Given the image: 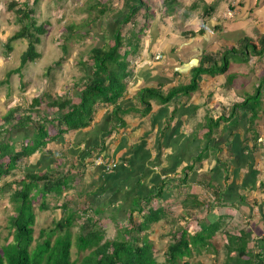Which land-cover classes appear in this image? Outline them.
I'll use <instances>...</instances> for the list:
<instances>
[{
    "label": "crops",
    "instance_id": "0c3cea01",
    "mask_svg": "<svg viewBox=\"0 0 264 264\" xmlns=\"http://www.w3.org/2000/svg\"><path fill=\"white\" fill-rule=\"evenodd\" d=\"M143 1L147 6L142 12L150 21L142 22L140 30L146 34L138 36L137 48L126 45L128 68L119 97L98 100L79 128L59 133L55 125L46 148L32 155V169L46 171L52 179L68 178L56 200L78 201L96 219L103 216L104 227L114 224V237L127 235L132 222L139 221V209L176 201L186 206L180 201L197 195L205 206L199 209L201 218L222 221L215 239L221 237L225 246L229 233L245 229L247 247L258 255L255 264H264V59L241 49L246 39L257 42L264 35V0ZM121 12H116L122 18L113 19V27L106 13L96 25L74 30L89 34L68 39L63 51L95 43L86 52L88 59L74 60L79 74L70 72L65 89L54 98L78 103L85 82H105L103 74H94L89 53L110 39L125 16ZM224 49L231 51L224 71L201 74L195 87L175 91L190 83L203 55L215 57L205 67H219ZM145 90L155 94L146 113L140 100ZM254 95L252 106L260 116L254 131L261 135L257 141L262 148L252 151V142L245 141L251 107L245 100ZM235 104L239 106L232 112ZM20 132H15L17 140Z\"/></svg>",
    "mask_w": 264,
    "mask_h": 264
},
{
    "label": "trees",
    "instance_id": "16d2710c",
    "mask_svg": "<svg viewBox=\"0 0 264 264\" xmlns=\"http://www.w3.org/2000/svg\"><path fill=\"white\" fill-rule=\"evenodd\" d=\"M36 1L31 0V5ZM117 1L121 4L120 8L125 11V16L115 28L110 38L112 42L107 41L102 47H94L89 53L95 67L94 74H103L106 79L105 82H97L92 79L85 82L82 94L78 96V103H72L71 99L65 96H57V98L47 100L44 106L52 110L55 109V115L51 118H48L47 114H45V117L39 116L43 106L40 102L42 97L37 96L31 98V107H29L25 115H22L18 119L16 125L10 123L14 117L15 109L8 110L7 116L4 117L6 126H1L0 128V178L8 175L14 176V178L4 181L0 185V193L9 192V199L13 209V213L8 218L9 234L6 236V243L0 253V264H179L178 260L190 255L191 248L206 247L212 244L210 243L212 237L205 236V229H210L214 235L218 228L217 222L222 224L221 220L201 218V220H198L199 222H196L199 229L193 233L176 227L171 231L172 237L162 254L164 256L162 261L157 260L158 256L154 254L152 241L145 234L141 235V239L137 237L140 232H146L152 223L164 219L167 212L166 209L160 206L155 208L148 207L143 212H139L141 210L139 209L137 213L140 216L139 221L132 222L133 228H128L125 231V233L129 234L128 238H124L123 235L125 234H122L112 239L101 241L103 237L101 231L103 228L85 229L86 224H93L94 220H91V217L87 218V221L91 220L90 223H82L79 233L74 238L71 237V226L80 213L87 211L86 208L72 211L67 201H63L60 204L54 203L53 207H60L63 214L54 219L49 228H41L36 238L33 236V226L36 221L33 204L38 201L39 208L48 209L46 201L54 200H52V197L47 196L49 194L56 195V197L61 196L64 186L67 185L65 181L68 178H49L46 171H34L32 163H27L23 159L27 160L34 152L43 150L42 148L47 144L48 139H44L43 137L44 135H48L46 122L52 121L51 124L53 125V122L56 121L55 125L59 133H63L71 128H79L83 123V119L90 116L89 114L92 113L94 105L98 100L105 98L104 100L114 99L116 101L123 90V84L120 80L128 68L126 55L129 51H121V48L124 45H128L130 49H136L139 38L138 34L134 32L125 35L122 32V28L125 24L133 23L140 15L146 17L147 13L144 14L142 10L147 5L143 0ZM166 1L164 0L163 3ZM29 2L30 0H24L21 3L11 0L7 7L15 12V22L19 26L13 35L2 45L9 52L12 50V41L23 38L28 39L27 47L20 55V64L17 68L13 69L15 72H19L21 65H24L27 60H34L39 56L35 45L40 41L39 34L45 33L44 25H37V19L32 14L34 8L31 7ZM111 4L110 0H92L86 2L79 10L86 13L87 16H85L81 24H67L64 29V38L68 40L72 38L71 36L78 35L77 31H74L75 28L80 30L84 26L94 24L101 16L109 12V9L112 7ZM207 10L204 9L205 15L208 13ZM126 32L128 33L129 30ZM86 33L89 34V30L84 31L82 34L80 33V35L85 36L83 34ZM257 39V42L249 38L246 39L241 45L242 53L244 54L248 50L254 55L262 56L264 59V35H260ZM229 52H231L229 49H224L218 55V58L222 60V64L219 67L216 64L205 67L209 62H214L215 57L203 55L200 64L192 69V80L190 83L176 88L175 91H187L189 88L195 87L197 77L201 74L207 72L213 74L214 70L219 72L224 71L228 65ZM154 95V92L151 90H145L141 93L140 100L144 104V113L149 111L148 99L154 97ZM256 96H248L245 100V104L250 103L251 105V107L249 105L248 111L250 125L245 131V141L252 142V151L262 148L261 142L257 141L261 135L254 131L255 125L258 123L256 120L260 118L257 115V109L252 106V102ZM34 105H39L40 107L33 109L32 106ZM238 106L239 104L233 105L232 112H235ZM68 107L70 108L67 110ZM33 112L37 114L36 118L33 117ZM30 123L32 126L29 125ZM15 127H18V131L31 127L32 130H30L29 135L32 133V137L21 135L20 140L16 141L14 139L16 135L12 134ZM22 130L20 134H23ZM3 133L7 135L5 136ZM39 135H41V138H39ZM26 138L28 141L23 142ZM18 170H23L22 174H19ZM196 197H191L189 194L187 201L180 202H185L187 204L186 208L205 209V206L201 207L204 205V202L200 203L196 201ZM203 222L205 225L202 224ZM239 233L238 235L229 233L227 235L228 238L225 237V239H229L231 242L227 241L228 243L225 245L226 249L224 248L221 251V253L229 255L228 259H224L223 264H241L242 260L246 264H255V256L258 255H254L253 253L252 261L244 259L243 256L245 254L244 249L248 244V241L245 244L246 241L244 240L248 239V233L245 229L240 230ZM138 240L140 244H136ZM32 241H35V243L31 246ZM73 245L76 247V252L89 249L88 253L78 263H75L76 259H71V248ZM214 250V252H218L217 249Z\"/></svg>",
    "mask_w": 264,
    "mask_h": 264
},
{
    "label": "rangeland",
    "instance_id": "374dc122",
    "mask_svg": "<svg viewBox=\"0 0 264 264\" xmlns=\"http://www.w3.org/2000/svg\"><path fill=\"white\" fill-rule=\"evenodd\" d=\"M10 1L11 0H0V128L1 126H6L4 117L7 116L8 110L10 109H15L14 117L11 119L10 123H14L16 125L18 123V119L22 115H25L26 111H28L29 107H31V98L36 96L42 97V100L40 102L43 108L41 109L39 116L45 117V114H47L48 118L54 116L55 114L52 112V109L45 107L44 105L47 103V100L54 98L55 95L65 89L66 83H68L70 79V72L75 71L76 75L79 74V68L74 60L78 61L79 57L88 59L89 56H86V52L88 53L87 50L89 49V47L95 43L91 42L90 40L87 41L88 44L81 42L83 44L80 43L74 45L71 47V50L69 47L66 48V51L62 50V48H64V45H67L68 41L64 38L65 26L70 23L81 24L83 19H85V16L87 15L79 9H81L86 4V2H90L92 0H37L32 5L30 0L29 4L34 8L32 14L37 19V25H44L45 33L39 34L40 41L35 45V49L39 53V56L34 60H27L24 65H21L20 71L15 72L13 71V69L17 68L20 64V55L26 49L28 39L23 38L12 41V50L9 52L2 45L10 36L13 35L15 30L19 26V24L15 22V12L7 8ZM23 1L24 0H16V2L19 3ZM110 1L112 3V7L109 9L106 17L107 19L110 17L108 21L112 23L113 27V19L122 18V15H120L119 17V14L116 12L122 9L120 8V2H118L117 0ZM123 12L124 11L122 10L121 13ZM137 19L139 20V24H137L136 22V24L134 23V26L132 27L130 22L123 26L122 32L125 35L134 32L138 34L139 38L144 37L146 33L143 30L140 31V27L143 21L148 22V20L150 21V18L148 16L142 17L140 15L137 17ZM98 21H96L94 25H96ZM74 30H77V28H75ZM127 30H129L128 33L126 32ZM103 34L106 37L107 33H105V31H103ZM78 35H80L79 32ZM74 36H71L72 38L70 39H74L75 41ZM105 41H109V39H106ZM110 42H112L111 39ZM125 49L126 46L124 45L121 48V51H124ZM67 57L68 61L65 62ZM86 64H88L89 66L92 65L90 59ZM214 71L219 72L217 70ZM39 107V105L32 106L33 109H37ZM32 115L34 118L37 117V114L35 112H33ZM51 122L52 121H49L48 123L46 122V125L48 127V135H44V139L51 140L54 136L51 131L54 129L55 122H53V126H51ZM31 123L29 124L30 126H32ZM17 128L18 127H15L14 130L12 129L13 135H15ZM28 130L29 132H27ZM30 130H32L31 127L23 129L22 135H29V133L31 132ZM3 134L5 136L7 135L5 133ZM29 136L32 137V133ZM39 136V138H41V135ZM14 139L17 141L18 138L14 136ZM26 141H28L27 138L24 139L23 142ZM44 148H46V145L42 149ZM31 157L32 155L28 157L27 160H23L27 163H30V161H32ZM22 172L23 170H18L19 174H22ZM12 178H14V176H2L0 178V185L2 184V182L11 180ZM47 197H52V200H54L46 201L48 209L39 208L38 201L33 204V209L36 214V221L33 226V236L35 238L39 235V231L41 228H49L52 225V221L63 214L60 207H53L54 203L60 204L63 201H55L56 195L53 194H50ZM67 202L72 211L81 210V208H83L82 204L78 201ZM154 204L156 205L157 203H155V201H152V205ZM83 206H85V204ZM185 207V205L182 206L181 203L177 202L164 203V208L167 212L165 213L164 219H160L157 222L152 223L149 229L145 232V236L152 241L154 254L158 256V261H162L164 259V256L162 254L165 250L166 245L171 240L172 230H174L176 227H185L187 231L193 233L199 229L198 223L196 222H199L198 220H201V217L203 216L201 211L199 213V209L195 210L193 208ZM12 213L13 209L12 203L9 199V192L6 191L0 193V253L2 252V247L6 243V236H8L9 234L8 218ZM90 217L91 220H93L92 218H94L93 224H86L85 229H95L98 227L103 228L101 231L103 234L101 241L114 238V224H107L106 222V226L104 227V222L106 220L102 218L103 216H99L96 219V217L92 215V212L89 210L87 212L80 213L76 221L71 226L70 230L72 238H74L79 233L80 225L82 223H90L91 220L87 221V218ZM112 217L114 218L113 215ZM100 218L102 220H100ZM112 222H114V219L112 220ZM202 224L205 225L204 222ZM205 231V236L212 237L210 239V243L212 244L206 247L199 246L197 248H191L190 255L178 260L179 264H222L224 259L229 258V255L227 253H221V251L224 250L225 247L223 246V243H221L222 240L219 239L221 237L216 236L215 239V234H212L213 231H211L210 229H205ZM142 234H144V232H140L138 234V239H141L140 237ZM120 235H122V232H120ZM128 235L129 234L124 235V238H128ZM226 240L228 242H231L229 241V239ZM244 241H246V244L248 239ZM34 243L35 241H32L31 246ZM136 244H140V241L138 240ZM195 248L196 250H194ZM214 249H217L218 252H210ZM88 250L89 249H85L80 252H76V247L75 245H73L71 248V259H76L75 263H78L80 259L86 253H88ZM244 252V259L252 261V250L248 249V247L246 246ZM242 261L241 264H246L244 263V260Z\"/></svg>",
    "mask_w": 264,
    "mask_h": 264
},
{
    "label": "built area",
    "instance_id": "2783aa9c",
    "mask_svg": "<svg viewBox=\"0 0 264 264\" xmlns=\"http://www.w3.org/2000/svg\"><path fill=\"white\" fill-rule=\"evenodd\" d=\"M227 15L231 16L232 12L230 10H227ZM159 57V55L157 56V58ZM114 166V165H113Z\"/></svg>",
    "mask_w": 264,
    "mask_h": 264
}]
</instances>
